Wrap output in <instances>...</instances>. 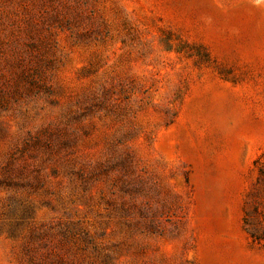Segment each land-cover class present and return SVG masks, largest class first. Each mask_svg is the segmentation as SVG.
I'll use <instances>...</instances> for the list:
<instances>
[{
  "label": "rangeland",
  "instance_id": "obj_1",
  "mask_svg": "<svg viewBox=\"0 0 264 264\" xmlns=\"http://www.w3.org/2000/svg\"><path fill=\"white\" fill-rule=\"evenodd\" d=\"M32 40L49 89L0 108V264H264V0H0L6 78Z\"/></svg>",
  "mask_w": 264,
  "mask_h": 264
},
{
  "label": "trees",
  "instance_id": "obj_2",
  "mask_svg": "<svg viewBox=\"0 0 264 264\" xmlns=\"http://www.w3.org/2000/svg\"><path fill=\"white\" fill-rule=\"evenodd\" d=\"M25 51L29 52L31 56L36 59V52H40L39 43L32 40L30 42H25ZM31 59V60H32ZM19 71L14 72L15 75L6 78L4 73L0 72V108H7L12 101L17 100V96H21L24 92H39L40 90H47L49 86L47 85L44 66L41 62L34 60V62L28 63H18ZM54 135V131L50 128H44L37 135H30L27 138V142H39L41 139H45V143L49 146L51 144V138ZM122 165L129 170L132 163V156L130 153H126L121 158ZM11 165H5L3 167V174L11 170ZM26 170V165L23 164L18 168L19 178L22 177L24 171ZM105 171V166L103 164H98L94 167H81L78 170L80 177L83 181H87L94 175ZM261 174L264 176V169H261ZM11 179V178H10ZM39 181L38 177H35ZM12 180V179H11ZM257 209V208H256ZM254 209L252 212L247 213L246 224L248 225L249 233L255 240H264V230L260 228V222L255 218Z\"/></svg>",
  "mask_w": 264,
  "mask_h": 264
}]
</instances>
